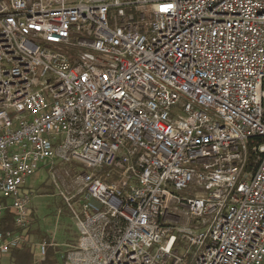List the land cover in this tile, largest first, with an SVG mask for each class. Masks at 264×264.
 I'll use <instances>...</instances> for the list:
<instances>
[{
  "label": "built area",
  "instance_id": "built-area-1",
  "mask_svg": "<svg viewBox=\"0 0 264 264\" xmlns=\"http://www.w3.org/2000/svg\"><path fill=\"white\" fill-rule=\"evenodd\" d=\"M56 161L87 171L60 187L78 242L47 261L26 181ZM6 215L0 264L23 247L34 264H264V0H0Z\"/></svg>",
  "mask_w": 264,
  "mask_h": 264
},
{
  "label": "rangeland",
  "instance_id": "rangeland-1",
  "mask_svg": "<svg viewBox=\"0 0 264 264\" xmlns=\"http://www.w3.org/2000/svg\"><path fill=\"white\" fill-rule=\"evenodd\" d=\"M86 171L87 169L79 163L73 162L65 165L56 161L45 165L26 181V186L36 191L32 198L33 230L40 232L39 235L34 236L36 243L47 239L52 242L58 253H63L78 242L79 233L74 213L77 214L79 208L76 205H68L63 200L60 187L63 183L73 184L76 178ZM191 190L193 191L194 188L192 187ZM188 191L189 189H186L176 194L180 197H189ZM169 213L180 217L174 212L173 206L170 207ZM183 221L181 217V221L176 223L172 221V223L180 227ZM189 226L195 227L196 221L190 220ZM177 248L179 249L178 254L184 256L185 263H187L190 254L186 252L185 243L178 242ZM3 262L12 264L8 256L3 259Z\"/></svg>",
  "mask_w": 264,
  "mask_h": 264
},
{
  "label": "trees",
  "instance_id": "trees-1",
  "mask_svg": "<svg viewBox=\"0 0 264 264\" xmlns=\"http://www.w3.org/2000/svg\"><path fill=\"white\" fill-rule=\"evenodd\" d=\"M258 162V156L251 155L249 163H248V168L250 170L251 167L256 166ZM108 182V181H106ZM14 230V225L12 223V220L9 215H6V217H3L0 219V231H13ZM33 230V226L31 228V235L37 236L39 235V231ZM47 243V261H49L50 257H53L56 255V251L54 247H51L50 244L51 242L49 240H45ZM9 261L12 262V264H34V258L32 253L30 252L28 247H23L21 249H13L10 252L9 255Z\"/></svg>",
  "mask_w": 264,
  "mask_h": 264
},
{
  "label": "crops",
  "instance_id": "crops-1",
  "mask_svg": "<svg viewBox=\"0 0 264 264\" xmlns=\"http://www.w3.org/2000/svg\"><path fill=\"white\" fill-rule=\"evenodd\" d=\"M37 233V232H36ZM52 243V242H51ZM55 250H56V248H55ZM57 252V251H56ZM9 260V259H8ZM2 264H4V262L2 263Z\"/></svg>",
  "mask_w": 264,
  "mask_h": 264
}]
</instances>
